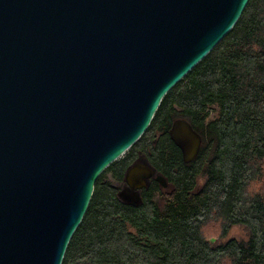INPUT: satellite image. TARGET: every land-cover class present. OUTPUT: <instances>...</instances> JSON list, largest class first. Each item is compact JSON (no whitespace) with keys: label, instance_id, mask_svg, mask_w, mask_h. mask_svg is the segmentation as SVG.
<instances>
[{"label":"water","instance_id":"1","mask_svg":"<svg viewBox=\"0 0 264 264\" xmlns=\"http://www.w3.org/2000/svg\"><path fill=\"white\" fill-rule=\"evenodd\" d=\"M248 2L0 0V264L63 263L98 178ZM168 135L196 158L186 120ZM153 177L166 187L135 162L124 183L138 192Z\"/></svg>","mask_w":264,"mask_h":264},{"label":"trees","instance_id":"2","mask_svg":"<svg viewBox=\"0 0 264 264\" xmlns=\"http://www.w3.org/2000/svg\"><path fill=\"white\" fill-rule=\"evenodd\" d=\"M177 119L201 137L190 163L168 135ZM127 152L106 169L117 182L143 155L166 187L150 179L128 204L102 173L62 264H264V0H249ZM236 227L246 239L229 237Z\"/></svg>","mask_w":264,"mask_h":264},{"label":"rangeland","instance_id":"3","mask_svg":"<svg viewBox=\"0 0 264 264\" xmlns=\"http://www.w3.org/2000/svg\"><path fill=\"white\" fill-rule=\"evenodd\" d=\"M216 113H217V109L216 107H212L211 108V111L209 112V117L208 119H212L216 116ZM128 152H126L123 156H121L118 161H120L121 159H123L126 155H127ZM138 162H143L145 164H147L146 162V159L143 155H141L139 157V160ZM102 181L106 184H110L114 187H119L120 188V191L123 195V197L129 201L130 203H137V199L136 197L138 196V192H135V191H131L127 185L125 183H119L117 182V180L115 179L114 177V174H113V170H105L103 172V179ZM130 193V195H129ZM132 195V196H131ZM229 237H234L236 239H246V234L245 232L241 229V228H234L231 230L230 234H229Z\"/></svg>","mask_w":264,"mask_h":264},{"label":"flooded vegetation","instance_id":"4","mask_svg":"<svg viewBox=\"0 0 264 264\" xmlns=\"http://www.w3.org/2000/svg\"><path fill=\"white\" fill-rule=\"evenodd\" d=\"M151 179L155 180L154 177L151 178ZM146 186H147V185H146ZM145 188H146V187H145ZM145 188H142V189H145ZM142 189H140V190L138 191L139 194H140V192H141Z\"/></svg>","mask_w":264,"mask_h":264}]
</instances>
